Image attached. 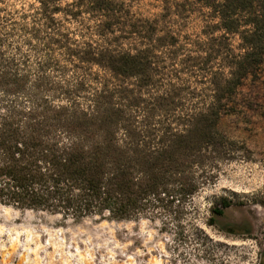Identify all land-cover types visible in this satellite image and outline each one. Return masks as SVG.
Masks as SVG:
<instances>
[{"label":"trees","instance_id":"16d2710c","mask_svg":"<svg viewBox=\"0 0 264 264\" xmlns=\"http://www.w3.org/2000/svg\"><path fill=\"white\" fill-rule=\"evenodd\" d=\"M159 2L0 0V206L153 216L233 157L218 121L262 63L264 0ZM195 6L209 20L190 40L177 20Z\"/></svg>","mask_w":264,"mask_h":264},{"label":"rangeland","instance_id":"374dc122","mask_svg":"<svg viewBox=\"0 0 264 264\" xmlns=\"http://www.w3.org/2000/svg\"><path fill=\"white\" fill-rule=\"evenodd\" d=\"M128 1L146 16L160 8L159 0ZM182 14L180 35L200 37L207 9ZM230 39L236 49L237 36ZM218 129L235 143L233 157L221 159L216 177L184 204L153 216L74 222L0 206V264H264V55L257 74L237 88ZM223 199L229 206L214 214Z\"/></svg>","mask_w":264,"mask_h":264},{"label":"bare ground","instance_id":"6f19581e","mask_svg":"<svg viewBox=\"0 0 264 264\" xmlns=\"http://www.w3.org/2000/svg\"><path fill=\"white\" fill-rule=\"evenodd\" d=\"M3 207V206H2ZM3 208H7V207H3Z\"/></svg>","mask_w":264,"mask_h":264}]
</instances>
